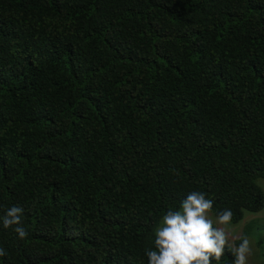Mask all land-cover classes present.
Masks as SVG:
<instances>
[{"label":"trees","instance_id":"trees-1","mask_svg":"<svg viewBox=\"0 0 264 264\" xmlns=\"http://www.w3.org/2000/svg\"><path fill=\"white\" fill-rule=\"evenodd\" d=\"M261 181L264 0H0V264H237Z\"/></svg>","mask_w":264,"mask_h":264},{"label":"rangeland","instance_id":"rangeland-1","mask_svg":"<svg viewBox=\"0 0 264 264\" xmlns=\"http://www.w3.org/2000/svg\"><path fill=\"white\" fill-rule=\"evenodd\" d=\"M264 190V181L260 182ZM177 215L199 218L215 225L224 242L237 252V264H264V206L258 212H247L237 223L212 215L206 207L198 202H186ZM172 218H166L156 232L162 238L169 235ZM241 244L236 245L237 241Z\"/></svg>","mask_w":264,"mask_h":264}]
</instances>
